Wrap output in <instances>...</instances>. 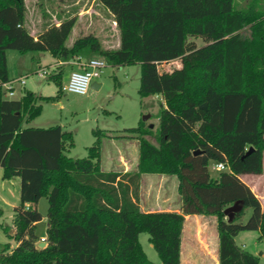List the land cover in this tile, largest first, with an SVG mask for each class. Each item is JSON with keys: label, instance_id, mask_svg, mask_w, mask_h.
Returning <instances> with one entry per match:
<instances>
[{"label": "trees", "instance_id": "1", "mask_svg": "<svg viewBox=\"0 0 264 264\" xmlns=\"http://www.w3.org/2000/svg\"><path fill=\"white\" fill-rule=\"evenodd\" d=\"M98 1L114 18L117 50L102 51L92 35L66 47L74 19L33 37L24 27V0H0L1 178L20 182L13 232L3 227L15 245L0 246V264H155L139 241L143 232L163 264H181L183 223L191 215L214 217L218 264H259V256L239 244L238 236L257 230L264 240V211L240 180L264 169V10L254 11L252 4L236 10L233 0ZM247 28L249 36L243 35ZM190 38L205 45L195 47ZM8 50L47 52L59 62L88 50L108 66L141 68L147 57L180 55L182 84L156 92L161 98L157 146L145 139L152 129L141 121L118 136L93 131L88 156L74 159L65 154L72 135L61 126H24L40 115L42 103L57 96L24 90L18 99L4 97ZM50 79L59 92L60 74ZM103 137L137 142L133 171L101 170ZM211 163H223L226 170L212 177ZM144 174L176 178L179 213L140 210ZM42 198L48 204L46 242L38 247L35 225L43 218L37 209ZM237 202L241 208L228 220L224 210ZM246 209L251 214L241 222Z\"/></svg>", "mask_w": 264, "mask_h": 264}, {"label": "rangeland", "instance_id": "2", "mask_svg": "<svg viewBox=\"0 0 264 264\" xmlns=\"http://www.w3.org/2000/svg\"><path fill=\"white\" fill-rule=\"evenodd\" d=\"M25 21L24 27L33 33L34 37L42 34L53 26L69 19H74L73 28L65 41L66 47L86 35L94 36L102 51H114L119 48V31L113 16L101 5L98 0H24ZM252 4L254 11L264 10V0H233L236 10H247ZM243 35L249 36L248 28ZM189 42L195 47L205 45L200 38H190ZM81 61L102 57L85 50L70 61L59 62L47 52L18 53L8 50L6 52L8 74L14 79L25 78V85L13 84L15 97L18 99L24 90L31 91L36 95L57 98L49 103H42L40 115L25 127L48 128L59 125L72 135L73 145L66 151L68 157L79 159L88 156V148L94 142L93 131L100 130L110 136H118L124 129L135 128L139 123L152 128V134L145 139L157 146L156 130L158 127L157 113L161 98L157 91L164 89H176L182 84V61L180 55L167 57H147L146 65H124L120 67L107 66L97 82L101 87L95 91L89 89L87 95H77L60 91L50 76L60 74L62 87L68 82L70 73L79 70L76 60ZM144 71V73H143ZM40 72H45L41 75ZM146 81L145 88H142ZM141 91H149L152 95L141 97ZM157 95V96H156ZM144 116H149L143 121ZM119 153V159L123 158L125 165L121 162L118 167L115 155ZM138 144L136 141L124 139H110L103 137L101 140V170H124L126 165L132 171L138 161ZM121 157V158H120ZM114 159V160H113ZM111 160L114 162L112 163ZM209 172L213 177L219 171L212 169ZM155 175V174H150ZM144 175L141 182L142 206L148 201H158L162 198L161 184L155 179ZM18 181V178H15ZM13 181V180H12ZM168 184V185H167ZM260 184H262L260 182ZM169 183H165L164 190ZM257 190L260 205L264 207V185ZM259 189V188H258ZM19 188L13 182L3 181L0 169V209L3 215L0 218V246L5 244L13 247L15 241L8 233L13 232V206L18 205ZM13 205V206H12ZM47 201L45 198L39 200L37 209L42 215V220L35 225V234L40 238L46 231ZM158 210L157 207H154ZM251 214V209L245 210V216L241 222H245ZM252 231H244L240 234H251ZM239 234L238 241L243 238ZM246 237V236H245ZM139 241L149 260L155 264H163L149 241V234H139ZM247 249L257 250L259 264H264V241L258 245L247 243ZM210 264V263H209Z\"/></svg>", "mask_w": 264, "mask_h": 264}, {"label": "crops", "instance_id": "3", "mask_svg": "<svg viewBox=\"0 0 264 264\" xmlns=\"http://www.w3.org/2000/svg\"><path fill=\"white\" fill-rule=\"evenodd\" d=\"M30 35L34 37L33 33L32 34L30 33ZM10 80H12V78L9 76V81ZM99 85L101 87V84ZM92 90L97 91V89L95 88ZM118 154L119 153H116L115 155V160H116L115 162L117 163L118 167H120L121 162L123 163V165H125V162L123 158L120 157L121 160L119 159ZM113 160H111L112 163L114 162ZM124 167H125L124 170H110V171L119 172V173H127L132 171L131 169H128V165ZM1 175H2V169H1ZM144 175H148V174H144ZM144 175L141 176L139 189H141L142 180L146 178L144 177ZM148 177H150V179L152 180L156 178V181L161 184L162 198L161 200L154 202L153 201L145 202V205L142 206L141 194L139 193L138 205L140 210L144 213L158 212V211H172L179 213L181 202L177 195L176 178L174 176H166V175H149ZM15 178L17 177H13L10 180H3V181L13 182V184L15 185L17 184V187L19 188V184H20L19 179L17 181ZM240 180L251 190V192L258 199L259 198L261 199L259 194L257 195L256 189L260 190L261 187L260 185L262 184L264 185V169L262 174L260 175H243L240 177ZM260 182L262 184H260ZM165 183H169V186H167L166 190H164ZM18 202H19V195H18ZM14 207L15 206H13L12 208ZM154 207H157L158 210H155ZM261 208L264 211V207L262 204H261ZM252 232L253 233L251 234H245L246 237L243 236L244 234H240L243 238L241 239V241H238V243L242 244L243 247L247 248L246 247L247 243L252 242L253 244L258 245L259 243L264 241L263 239L259 238V232L257 230H253ZM45 234L40 236V238L45 237ZM38 243L40 242L38 241ZM217 247H218V233L216 230V223L214 217L211 216L207 217L200 215L185 216L183 229H182V240H181V264H209V263L218 264ZM250 251L256 254L257 250H250Z\"/></svg>", "mask_w": 264, "mask_h": 264}, {"label": "built area", "instance_id": "4", "mask_svg": "<svg viewBox=\"0 0 264 264\" xmlns=\"http://www.w3.org/2000/svg\"><path fill=\"white\" fill-rule=\"evenodd\" d=\"M81 58L76 60V64L79 70L70 73L68 82L65 86L61 88L62 92L77 94V95H87L91 85L97 82L100 78L103 70L108 66L104 59L96 58L87 61H81ZM41 75H45V72H40ZM13 84H19L20 86L25 85V78L10 80L2 86L4 92V97L7 99H13L15 97V91ZM215 171L226 170L223 163L214 164L212 167ZM39 242H46L45 237L39 238Z\"/></svg>", "mask_w": 264, "mask_h": 264}, {"label": "water", "instance_id": "5", "mask_svg": "<svg viewBox=\"0 0 264 264\" xmlns=\"http://www.w3.org/2000/svg\"><path fill=\"white\" fill-rule=\"evenodd\" d=\"M99 87H100V85H99L97 82H94V83L91 85V89H94V88H95V89L98 90ZM200 108H201V109H206V104L201 105ZM148 118H149V116H144L142 120H143V121H146ZM150 128L152 129L153 126L150 125ZM195 153H197V151H196ZM240 208H241V206H240V204L237 202V203H235L234 205H232V206L226 208V209L224 210V215L227 217L228 220H231V219L233 218L234 213H236L237 211H239ZM44 245H45L44 242H40V243H38V247H43Z\"/></svg>", "mask_w": 264, "mask_h": 264}]
</instances>
